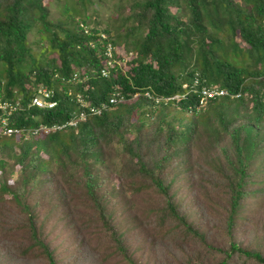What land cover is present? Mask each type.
I'll return each instance as SVG.
<instances>
[{
    "label": "trees",
    "instance_id": "trees-1",
    "mask_svg": "<svg viewBox=\"0 0 264 264\" xmlns=\"http://www.w3.org/2000/svg\"><path fill=\"white\" fill-rule=\"evenodd\" d=\"M54 1L56 16L48 8L52 0H0V97L22 102L37 87L50 89L58 105L40 113L42 122L66 118L72 109L68 87L90 103L106 100L115 87L126 98L141 89L168 95L198 71L207 84L241 95L210 100L196 111L190 94L172 112L162 104L153 108L139 94L79 124L75 133L0 141V169L4 157L19 164V188L29 185L25 172L49 174L52 163L84 173L81 184L77 178L60 180L68 196L56 205H75V222L79 215L87 235L83 242L97 248L75 250L73 257L55 254L44 237L47 220L35 221L24 195L35 193L12 189L3 178L0 196L10 194L23 213L11 226L20 240L16 253L44 264H91L95 253L96 264H264V226L253 219L264 205V90L257 79L264 71V0H108V13L99 20V0ZM88 7L94 18L85 13ZM28 121L35 122L28 117L20 123ZM191 146L198 156L187 164ZM112 148L120 156L117 168L108 175L91 172L94 162L86 158L107 169L102 153ZM185 153L189 173L175 182L166 175L167 165ZM112 173L137 196L124 200L128 209L118 227L108 208L117 187L104 183ZM50 178L53 184L56 178ZM142 197L148 200L138 205L139 220L130 212ZM138 226L129 241L124 232ZM165 242L162 259L146 254ZM183 243L194 250L186 254Z\"/></svg>",
    "mask_w": 264,
    "mask_h": 264
},
{
    "label": "rangeland",
    "instance_id": "rangeland-1",
    "mask_svg": "<svg viewBox=\"0 0 264 264\" xmlns=\"http://www.w3.org/2000/svg\"><path fill=\"white\" fill-rule=\"evenodd\" d=\"M45 1V0H43ZM99 7H100V12H98L97 19L104 18L106 14L108 13V10H105L106 3L108 0H99ZM53 4L49 6L48 8L50 9L51 16H56L58 14V9L59 7L54 5L55 1L52 0ZM97 7V6H96ZM98 7V8H99ZM104 8V9H103ZM103 9V10H102ZM102 10V11H101ZM75 12V16H78L80 11L78 9L73 10ZM87 15L89 14L90 19L93 16V13H91V8L88 7L85 12ZM80 15V14H79ZM248 80V78H247ZM170 111H174L176 108L173 106H170L168 108ZM149 122L154 124L153 118L148 117L147 119ZM174 125L176 124V121L172 122ZM130 137V136H129ZM200 146L198 142H196V147ZM191 146L190 153L188 156V163L187 164H193V161L196 160L198 156V149ZM115 148L121 149V145L117 144ZM186 153L181 156V157H173L172 160L169 162L167 165L166 169V175L168 177H172L175 180V182H184L185 181V176L188 175L189 172H186L184 170V167L187 166L185 159H186ZM102 157L105 160L104 166L107 167L104 168L101 164L97 163L94 161V157H88L86 158L88 162L91 164L94 162V166H91V172L97 173L100 170L103 172L104 175H108L110 171H114V169L117 168L118 166V161H119V155L116 154V150L114 148L105 150L102 153ZM8 165L5 166L4 171L2 173V178L0 179H5L7 186L11 187L12 189H18L20 186L19 178L15 174L12 176H6L10 170L9 165H11L13 162L8 159ZM49 174L43 172L42 174H39V178H44V177H55L53 179V184L50 182H45L42 181L40 182V185L38 187H33L31 185H28L26 187H21L23 189L31 190V192H34L35 194H31L30 192L25 193V198L27 203L34 208L35 213H36V219L35 221L37 223H43L44 220H47L46 227H45V241L48 242L49 247L55 252L57 255H65L69 252H71L73 257L75 254V250H78L77 253L80 252H88L91 253V248L93 249V252L96 248L94 245L93 241H90L88 244H85L87 242H83L86 240L84 237H87L86 232H84V235L82 233V227L80 224V217L78 215L76 222H75V213H73L74 209V204H61V205H56L59 202L60 196L63 194L68 196L67 194V189L65 186L62 187L63 183L60 181L62 179H67L70 181V178H77L78 184H81V179L85 177L84 173L80 169H77V167L73 166H62L58 167L55 164H51L49 167ZM60 175L59 180L57 176ZM104 183L112 184L114 183L117 189L115 190L117 196H113L110 198L109 203V209L112 212V217L114 219V227H118L122 220L123 216H125V210L128 209L127 204L124 203L125 201H131L133 199H136L137 196L134 195V193L129 189V186L127 185L126 181L121 180L117 176H113V173L111 174L109 180H105ZM62 187V188H61ZM19 188L18 190H21ZM22 197V196H21ZM140 200V198H139ZM148 200V197H142L140 200L141 202L136 205H131V209H133L130 213L131 215L136 216L139 220L142 219V216L140 214L141 212V206H138L145 201ZM160 203L162 201L156 200ZM138 206V207H137ZM80 208L82 206H79ZM127 207V208H126ZM137 207V208H136ZM79 208V210H80ZM126 208V209H125ZM49 209H52L51 213L49 212ZM68 210L71 211L70 214V222L63 223L66 220V213ZM264 212V205L260 209V212L253 215L254 222L258 225H263L264 226V219H262L261 214ZM23 213L22 211L13 203V199L11 198L10 194L8 193H3L0 196V264H7L6 261L9 262V264H44L42 260L39 257H35V255H20L16 253L15 244H20V240L18 239V232L16 231H11V226L15 225V222L17 220L21 221L22 220ZM211 220H214V217L211 218ZM46 222V221H44ZM138 227L133 228L132 230H126L124 232V236L126 238H131L129 241H133L132 238L136 236V232L138 230ZM74 230V231H73ZM90 230V229H87ZM70 231H73L72 233ZM142 237V235H141ZM135 242H139L141 238L135 239ZM171 246L172 243H170ZM184 248L186 251V254L193 251L194 248L191 245H187L185 243ZM75 249H74V248ZM159 247V248H158ZM168 247V243H159L157 248L147 250V255H150L153 258H159L162 259V250L166 249ZM174 247V246H173ZM176 249V247H174ZM144 251H142L145 254V249L147 247L144 245L143 247ZM177 250V249H176ZM96 259L92 261L91 264H96L97 262H100L99 259L100 257L95 253ZM110 262L113 261V259L109 260Z\"/></svg>",
    "mask_w": 264,
    "mask_h": 264
},
{
    "label": "clouds",
    "instance_id": "clouds-1",
    "mask_svg": "<svg viewBox=\"0 0 264 264\" xmlns=\"http://www.w3.org/2000/svg\"><path fill=\"white\" fill-rule=\"evenodd\" d=\"M109 55V50L106 51V56ZM111 69L110 66H107ZM124 72L123 70H121ZM107 70H100V76L105 77ZM74 76V75H73ZM263 81L264 90V71L257 77ZM207 89L212 92H222L220 94H213L211 96L202 95L201 90ZM15 91V90H14ZM142 91V92H141ZM139 94L147 98L153 108H158L160 104L164 106H176L177 103L187 101L190 94H194L196 105L195 110L203 109L205 105L214 99L221 97L238 98L241 92L235 91L229 93L226 88L207 84L205 78H203L198 71H193L188 81H183L180 85V90L168 95L155 94L152 90L141 89L139 92L131 94L130 98H126L120 93L116 87L115 90L109 95L106 100L99 101L97 103H90L79 92H74L69 89L66 91V98L72 104V109L67 112L66 118L62 120H53L50 123H44L41 121V114L44 111L53 110L58 105L57 97L55 98L50 89L37 87L36 90H32L28 97L22 102L19 99L13 98H1L0 97V141L11 139L15 142L29 140L30 137L45 136L53 132H66L67 130H73L75 133L79 124L89 121L91 118L102 114L103 112L110 111L118 104L132 100ZM263 95V94H262ZM264 96V95H263ZM21 112H29L28 117L35 122L28 121L26 123H20L27 118L21 117ZM41 157L46 158V155L40 153ZM1 157V156H0ZM8 159L4 157L6 166L8 165ZM12 161V160H11ZM13 162V161H12ZM10 170L6 173L7 177L15 174L19 178L23 175L19 164L9 165ZM5 168V167H4ZM4 170L0 169V174ZM29 177L27 182L33 187H37L42 181H51L50 177L39 178L38 175L32 177V174L26 173ZM36 183V185L34 184Z\"/></svg>",
    "mask_w": 264,
    "mask_h": 264
},
{
    "label": "built area",
    "instance_id": "built-area-1",
    "mask_svg": "<svg viewBox=\"0 0 264 264\" xmlns=\"http://www.w3.org/2000/svg\"><path fill=\"white\" fill-rule=\"evenodd\" d=\"M220 93H222V92L220 91V92L216 93V92L209 91V90H207V89H202V90H201V94H202V95H208V96H211V95H213V94H220Z\"/></svg>",
    "mask_w": 264,
    "mask_h": 264
}]
</instances>
